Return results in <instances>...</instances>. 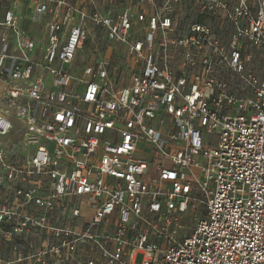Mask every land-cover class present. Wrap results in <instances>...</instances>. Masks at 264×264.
I'll use <instances>...</instances> for the list:
<instances>
[{"label": "built area", "instance_id": "obj_1", "mask_svg": "<svg viewBox=\"0 0 264 264\" xmlns=\"http://www.w3.org/2000/svg\"><path fill=\"white\" fill-rule=\"evenodd\" d=\"M3 1L0 137L36 145L0 143L3 236L43 264H264V0Z\"/></svg>", "mask_w": 264, "mask_h": 264}, {"label": "rangeland", "instance_id": "obj_2", "mask_svg": "<svg viewBox=\"0 0 264 264\" xmlns=\"http://www.w3.org/2000/svg\"><path fill=\"white\" fill-rule=\"evenodd\" d=\"M1 7L4 8L7 6L3 0H1ZM27 2L22 4L21 9H26ZM43 36V35H42ZM99 43V44H97ZM43 46V41L40 42L39 46ZM76 55V59L79 63H84L86 61H91L94 54L101 53L104 50V46L100 42H91L88 41L82 46ZM38 52H41L39 49ZM115 51V48H114ZM94 53V54H93ZM115 56V55H114ZM123 56L113 57L115 65L121 64ZM253 66L258 72L264 77V57L257 56L253 59ZM129 72L125 70L123 76L127 78ZM2 82L0 81V108L5 109L8 106L3 102L2 96ZM14 129L10 135L5 137H0V143L5 148L9 156L13 155H25L36 149V145L26 146L22 141L21 130L18 122L13 119ZM194 173L198 175L197 171L194 170ZM1 198V194H0ZM184 224L191 225V221L187 218L183 220ZM0 227L4 230H9V225L0 222ZM12 232V231H11ZM35 230H32L31 233H27L24 228L14 232L11 235L3 236L0 232V262L1 264H43V255H39L42 252V243L43 239L39 235L35 234ZM188 231H183L182 235L185 236ZM39 252V253H38ZM34 254V255H33ZM39 258V259H38ZM38 259V260H37ZM141 255L137 256L135 263L140 264ZM52 264V263H51Z\"/></svg>", "mask_w": 264, "mask_h": 264}]
</instances>
